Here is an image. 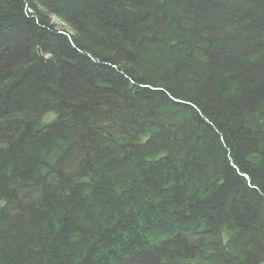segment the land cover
<instances>
[{
  "label": "trees",
  "instance_id": "trees-1",
  "mask_svg": "<svg viewBox=\"0 0 264 264\" xmlns=\"http://www.w3.org/2000/svg\"><path fill=\"white\" fill-rule=\"evenodd\" d=\"M0 264H264V0H0Z\"/></svg>",
  "mask_w": 264,
  "mask_h": 264
},
{
  "label": "rangeland",
  "instance_id": "rangeland-1",
  "mask_svg": "<svg viewBox=\"0 0 264 264\" xmlns=\"http://www.w3.org/2000/svg\"><path fill=\"white\" fill-rule=\"evenodd\" d=\"M53 19V21L56 23V25H57V27H59L58 29H62V26L60 25L59 26V24H60V20H58L56 17H53L52 18ZM24 38V37H23ZM25 41V40H24ZM25 45H27V44H29V42L28 41H26L25 43H24ZM2 48H4V47H2ZM1 48V51L3 50ZM18 62L19 61V59H16L15 60V62ZM70 65V64H69ZM63 70V71H62ZM62 70L59 72V73H55V76H54V78H55V81H57L58 82V84H63V76H65L70 70L69 69H67V67L65 66L64 68H62Z\"/></svg>",
  "mask_w": 264,
  "mask_h": 264
}]
</instances>
